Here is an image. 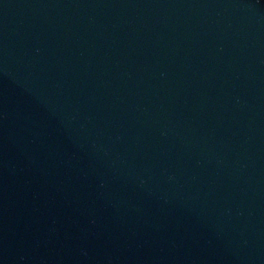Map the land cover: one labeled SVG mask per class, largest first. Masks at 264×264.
Wrapping results in <instances>:
<instances>
[{"label":"water","instance_id":"water-1","mask_svg":"<svg viewBox=\"0 0 264 264\" xmlns=\"http://www.w3.org/2000/svg\"><path fill=\"white\" fill-rule=\"evenodd\" d=\"M0 264H264V0H0Z\"/></svg>","mask_w":264,"mask_h":264}]
</instances>
